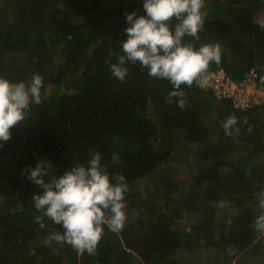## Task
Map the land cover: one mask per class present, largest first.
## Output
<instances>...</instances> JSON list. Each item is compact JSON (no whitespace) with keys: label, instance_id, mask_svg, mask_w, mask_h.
<instances>
[{"label":"trees","instance_id":"16d2710c","mask_svg":"<svg viewBox=\"0 0 264 264\" xmlns=\"http://www.w3.org/2000/svg\"><path fill=\"white\" fill-rule=\"evenodd\" d=\"M206 4L200 39L184 42L219 44L221 63H212L210 72L223 69L240 82L254 70L264 88L257 67L264 65V30L255 22L264 17V0ZM133 11L146 14L143 0H0V76L26 83L33 73L43 78L41 104H32L10 139L0 141V264H196L184 261L185 252L256 250L260 233L251 224L264 187V106L240 111L233 99L194 84L182 85L181 110L169 98L172 85L149 77L139 63L125 65L123 82L115 78V57L105 60L120 52L125 13ZM230 115L240 132L226 136L220 123ZM181 143L192 146L184 158ZM93 149L110 175L126 178L127 220L118 233L103 225L95 256L78 255L66 243L45 244L48 232L30 205L43 190L21 172L43 159L59 178L74 161L86 165ZM113 153L119 165L112 164ZM171 160L182 161L187 177L165 172L150 180ZM184 218L190 227L180 224Z\"/></svg>","mask_w":264,"mask_h":264},{"label":"clouds","instance_id":"9594fccd","mask_svg":"<svg viewBox=\"0 0 264 264\" xmlns=\"http://www.w3.org/2000/svg\"><path fill=\"white\" fill-rule=\"evenodd\" d=\"M143 8L145 15H137L136 11L125 13L129 25L124 30L127 39L119 41L120 52L110 53L105 63L115 57L116 62L110 63V71L121 82L129 71L125 65L139 63L148 70L149 77L167 80L172 85L174 90L169 93V98H176L177 106L183 110L186 93L181 90L182 85L204 87L212 75L210 65L215 63L219 66L221 63L219 44L205 43L197 47L191 42H184L186 36L197 41L200 39L208 16L206 0H143ZM172 21H175L174 25ZM255 22L264 30V19ZM257 67L261 73L259 82L264 84V65L257 64ZM247 75L235 83L244 82ZM256 83L258 85L257 78ZM42 87L43 78L36 73L27 83L12 82L0 76V141L10 139V130L26 120L32 104H41ZM259 87L264 93V88ZM240 122L247 125V117ZM237 124V117L230 115L221 121L220 127L226 136H232L233 129L240 132ZM247 131L251 133V125H248ZM88 155L86 165L74 161L59 178L50 176L51 164L43 159L38 160L35 167L23 170L21 176L26 175L43 190L42 194H33L30 205L40 213L35 222L41 230L48 232L45 244L53 241L66 243L78 255L87 253L95 256L104 235L103 225L106 224L114 233L124 228L127 220L124 197L128 192V183L123 174H109L107 166L101 164L102 154L99 151L93 149ZM120 163L119 156L113 153L112 164ZM45 177L48 179L45 180ZM256 197L259 214L251 226L255 232L264 233V187L256 193ZM224 203L220 202L219 206ZM20 210L23 211L22 204ZM10 211L15 212L16 209ZM46 218L63 231L51 228L46 224Z\"/></svg>","mask_w":264,"mask_h":264},{"label":"rangeland","instance_id":"374dc122","mask_svg":"<svg viewBox=\"0 0 264 264\" xmlns=\"http://www.w3.org/2000/svg\"><path fill=\"white\" fill-rule=\"evenodd\" d=\"M211 119L212 118H209L208 120ZM190 148H192V146L187 145V143L179 144V156L184 158L185 154ZM165 172L167 174H173L179 179L187 177V173L185 167H183L182 161L180 162V160H171L164 165L162 170H159L155 175H151L150 180H158V178H160ZM180 224L185 228H188L191 226L192 221L190 218H184L180 221ZM256 242L257 251L253 249L247 253L236 254L235 251L230 250L226 254H221L216 251L209 252L207 249H203L197 252H185L184 261L196 262V264H251V262H256V264H264V233L258 234ZM49 245L53 246V243H49Z\"/></svg>","mask_w":264,"mask_h":264},{"label":"built area","instance_id":"2783aa9c","mask_svg":"<svg viewBox=\"0 0 264 264\" xmlns=\"http://www.w3.org/2000/svg\"><path fill=\"white\" fill-rule=\"evenodd\" d=\"M210 73L209 83L200 89L212 91L219 99H233L237 110L244 111L255 105H264V93L256 83L255 71H251L240 84L233 82L223 69Z\"/></svg>","mask_w":264,"mask_h":264}]
</instances>
